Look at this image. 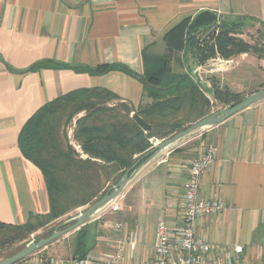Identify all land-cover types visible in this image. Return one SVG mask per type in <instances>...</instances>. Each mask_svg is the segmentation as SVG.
Masks as SVG:
<instances>
[{
	"label": "crops",
	"instance_id": "0c3cea01",
	"mask_svg": "<svg viewBox=\"0 0 264 264\" xmlns=\"http://www.w3.org/2000/svg\"><path fill=\"white\" fill-rule=\"evenodd\" d=\"M202 10L264 23V0H0V221L22 224L49 211L42 173L18 148L24 122L45 102L84 87L106 88L136 106L146 99L138 78L116 69L103 74L84 69L118 63L141 75L143 53L163 55V35ZM247 56H235L237 67L213 75L242 92L235 86L242 81L241 58ZM38 61L46 66L24 71ZM173 68L186 69L177 63ZM210 143L218 152L200 178L199 191L223 201L225 208L200 218L196 231L214 248L241 245L242 263H263L264 100L188 134L143 164L117 197L121 210H105L92 219L97 225L91 229V250L110 253L113 247L106 239L130 235L137 250L126 264H147L155 224L179 220L186 164ZM115 223L121 224L119 230Z\"/></svg>",
	"mask_w": 264,
	"mask_h": 264
},
{
	"label": "trees",
	"instance_id": "16d2710c",
	"mask_svg": "<svg viewBox=\"0 0 264 264\" xmlns=\"http://www.w3.org/2000/svg\"><path fill=\"white\" fill-rule=\"evenodd\" d=\"M257 22L252 17H222L202 10L184 17L163 35V55L143 53L141 75L118 63L84 69L93 74L116 69L138 78L146 99L136 106L120 101L117 94L103 87L74 89L42 104L22 125L17 143L23 157L42 173L49 211L32 215L22 224L0 221V256L16 253L22 248L17 244L34 230L101 198L153 147V139L163 140L182 131L210 114L215 105L222 108L239 102L244 93L221 84L214 75L209 77L212 92L205 93L192 75L190 61L202 65L216 54L229 59L249 52L263 59L264 23H259L255 43L239 36ZM173 63L186 69L176 71ZM43 66L45 61H38L24 71ZM134 114L150 125L149 132L138 125ZM72 123L77 148L68 137ZM92 222L72 233L71 257L83 256L93 247L95 233L91 229L97 222Z\"/></svg>",
	"mask_w": 264,
	"mask_h": 264
},
{
	"label": "built area",
	"instance_id": "2783aa9c",
	"mask_svg": "<svg viewBox=\"0 0 264 264\" xmlns=\"http://www.w3.org/2000/svg\"><path fill=\"white\" fill-rule=\"evenodd\" d=\"M228 60L219 55L206 61V72L214 74L226 69ZM201 65H195L193 73ZM218 152L215 144H207L201 153L191 158L185 166L186 178L182 185L180 214L178 222L171 224L164 219L155 224L152 242V258L147 264H246L241 261L242 246L224 245L214 248L203 236L196 231L200 218L207 215H218L225 203L217 198H206L200 194L199 181L203 173L214 162ZM104 210L119 212L121 205L117 198L110 202ZM114 230L121 228L120 223L114 224ZM112 245L110 253L90 250L80 257L65 259H44L32 253L14 264H126L132 259L137 250L134 237L106 239ZM259 264H264L259 263Z\"/></svg>",
	"mask_w": 264,
	"mask_h": 264
},
{
	"label": "water",
	"instance_id": "95a60500",
	"mask_svg": "<svg viewBox=\"0 0 264 264\" xmlns=\"http://www.w3.org/2000/svg\"><path fill=\"white\" fill-rule=\"evenodd\" d=\"M194 78L195 81L198 83V85L203 89L205 93L211 94L212 92L211 87L207 84L206 81H203L200 78L197 72H194ZM262 100H264V88H260L250 92L235 104H231L229 106H225L212 111L210 114L197 120L193 124L189 125L188 127L184 128L182 131L172 135L169 138L163 139L161 141H156L153 147L148 152H146L141 159L134 162L128 169L125 170V172L122 174L118 182L115 185H113L109 189V191L105 193L101 198L94 201L92 204L86 207L82 212L60 223V225L56 226L48 236L41 238L37 241L29 242L13 255L0 260V264H14L28 257L36 250H39L47 246V244L51 243L55 239H58L63 235L73 232L77 230L80 226L90 222L95 217L96 214H98L110 202L115 200L121 194L124 186L133 177L136 171L152 157L165 151L166 149L171 147L173 144H175L177 141L187 136L188 134L196 130H201L215 126L223 122L225 119L232 116L233 114L241 111L242 109L247 108L248 106ZM133 118L145 132L150 131V125L147 124L140 116L134 114Z\"/></svg>",
	"mask_w": 264,
	"mask_h": 264
},
{
	"label": "rangeland",
	"instance_id": "374dc122",
	"mask_svg": "<svg viewBox=\"0 0 264 264\" xmlns=\"http://www.w3.org/2000/svg\"><path fill=\"white\" fill-rule=\"evenodd\" d=\"M258 28L261 29L259 24L255 23L254 26H250V27L244 29L243 33L239 36L243 40H245L249 43H255L256 40L259 39L258 38V32H256V30ZM262 40L264 41V39H262ZM216 55H218V54H216ZM216 55H214V57ZM237 56H239V55H237ZM234 57L229 58V59L221 57V58L229 61L228 65H227V67H228L227 71H230V70L234 69L235 67H237L238 63H237L236 59H234ZM241 61H243V65H241V67L239 68L240 69L239 73L238 72H235V73L240 74V76L242 77V81L240 84L236 85L235 87H241V88L243 87L244 90L242 91V93H244V96L249 94V93H247L248 92L247 90H250L252 87L264 88V85H262L264 83V58L259 59L254 53L249 52L247 57L241 58ZM258 63H260L261 66H259ZM195 65H198V64H195ZM202 66H205L206 68L208 67L207 64H202L201 67ZM201 71H203V72L199 73L200 78L203 81H206L207 84L210 86L209 77L213 76V74H210V73L206 72V70L204 71L203 69ZM192 75L194 76V73H192ZM219 108H220L219 105H215L213 107L212 111L217 110ZM79 115H81V113ZM72 129H73V123L68 128L67 131H68V137L70 138L71 143L77 148V146L74 144V142L72 140ZM197 131H200V130H196L192 133H197ZM156 141H161V140L153 139V141H152L153 145L156 143ZM88 206L89 205L79 207V208L75 209L74 211L58 218L54 222L48 223L47 225L34 230L27 239L23 240L21 243H18L17 245H20L19 247L21 248L31 241L39 240L46 233L48 234L51 231V227L53 225L58 224L60 221H64V220L68 219L67 218L68 216L70 218V217L82 212ZM102 211H105V210L103 209L99 213H101ZM96 215H98V214H96ZM92 224H93V222H92ZM92 224H90V225H92ZM72 233L73 232H70L66 235H63L62 237H59L58 239H55L51 243L47 244V246H45L39 250H36L34 253L42 256L44 259H47V260H49L51 258L52 259H54V258H64L65 259V258L71 257L72 246L70 243V237H71ZM3 258H4V256H0V260H2Z\"/></svg>",
	"mask_w": 264,
	"mask_h": 264
}]
</instances>
